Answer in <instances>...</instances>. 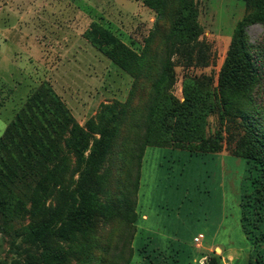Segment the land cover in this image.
Here are the masks:
<instances>
[{
  "label": "rangeland",
  "instance_id": "1",
  "mask_svg": "<svg viewBox=\"0 0 264 264\" xmlns=\"http://www.w3.org/2000/svg\"><path fill=\"white\" fill-rule=\"evenodd\" d=\"M2 2L0 136L43 82L79 126L93 119L108 141L116 134L110 154L95 170L66 156L60 186L42 199L47 215L57 213L44 244L25 239L43 216L39 210L31 213L26 200L34 181L22 183L17 195L24 210L0 214V264H41L47 252L61 253L62 264H264V156L257 154L238 114L222 127L216 116L208 118V129H219L222 136L217 155L146 148L137 192L129 187L138 172L137 148L146 135L150 107L161 99L173 108L183 102L185 77L211 79L218 87L233 30L246 15L244 0H186L195 24L188 42L174 34L181 0H163L160 14L144 0H19L10 8L8 0ZM92 23L138 58L136 76L90 44L85 33ZM246 41L255 78L240 85L238 109L264 140V25H248ZM164 69L167 80L156 91L153 85ZM80 192L95 194L121 212L123 201L136 199L134 226L120 214L94 212L90 226L85 224L86 236L68 246L59 235L80 209ZM199 235L203 238L193 242Z\"/></svg>",
  "mask_w": 264,
  "mask_h": 264
},
{
  "label": "trees",
  "instance_id": "2",
  "mask_svg": "<svg viewBox=\"0 0 264 264\" xmlns=\"http://www.w3.org/2000/svg\"><path fill=\"white\" fill-rule=\"evenodd\" d=\"M185 2L186 0H181L174 22V34L182 42H188L195 30L192 10ZM244 2L246 15L233 30L219 73L218 87H212L211 79L185 77L182 84L183 102L173 108L161 99L150 107L146 135L141 140V147L137 148L138 172L132 185L129 184L136 192L141 160L147 147L184 151L196 157L219 154L222 136L219 129H208V118L211 116H216L219 127L225 125L234 114L241 116L246 129L255 140L253 147H258L257 154L264 156L263 138L256 132L250 117L238 109L239 97L244 92L240 85L244 80L255 78L254 60L248 50L246 29L253 23L264 25V0ZM144 3L157 14L161 13L163 0H144ZM85 36L92 46L102 50L123 71L131 76L138 74V58L122 46L111 32L92 23ZM167 74L166 69L161 71L159 79L153 85L156 91H161ZM99 123L89 119L84 127L79 126L60 97L48 83L43 82L7 124L0 136V214L15 215L22 212L24 202L19 199L18 190L22 183L34 181L33 192L26 200L30 205V212L39 210L43 217L28 228L25 235L28 242L44 244L54 232L57 213L47 215L42 199L50 197L60 186L66 156L71 154L78 158L79 165L84 164L87 169L95 170L110 154L116 133L108 141ZM233 156L247 161L252 159L249 153L243 152H235ZM77 197L80 209L73 214V219H70L59 235L68 246H77L78 240L86 236L85 224L89 223L90 226V216L94 212L104 217L120 214L132 227L138 218L135 211L136 199L131 204L123 201L121 212L100 202L95 194L80 192ZM75 221L82 222L83 225H78ZM42 257L41 264L65 262L61 253L47 252ZM124 264L129 263L126 261Z\"/></svg>",
  "mask_w": 264,
  "mask_h": 264
},
{
  "label": "crops",
  "instance_id": "3",
  "mask_svg": "<svg viewBox=\"0 0 264 264\" xmlns=\"http://www.w3.org/2000/svg\"><path fill=\"white\" fill-rule=\"evenodd\" d=\"M4 1H6V0H3V2ZM9 1V3H8V6H9V8L12 6V2H16V3H18L19 2V0H8ZM2 2V5H5V3H3ZM0 3H1V0H0ZM14 5V4H13ZM147 148H153V147H147ZM182 152V151H181ZM144 153H145V151H144ZM143 157H144V154H143ZM143 157H142V160H143ZM142 160H141V167H142ZM141 167H140V179L139 180H141ZM203 237H202V235H201V239H202ZM218 248H216L215 250H217ZM209 251H211V249L209 250ZM204 258V257H203Z\"/></svg>",
  "mask_w": 264,
  "mask_h": 264
},
{
  "label": "built area",
  "instance_id": "4",
  "mask_svg": "<svg viewBox=\"0 0 264 264\" xmlns=\"http://www.w3.org/2000/svg\"><path fill=\"white\" fill-rule=\"evenodd\" d=\"M200 239H201V235L195 237V238L193 239V242H196V243H197V242L200 241Z\"/></svg>",
  "mask_w": 264,
  "mask_h": 264
}]
</instances>
